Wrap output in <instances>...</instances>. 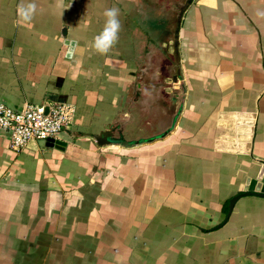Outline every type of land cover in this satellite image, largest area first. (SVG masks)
Here are the masks:
<instances>
[{
    "label": "crops",
    "instance_id": "1",
    "mask_svg": "<svg viewBox=\"0 0 264 264\" xmlns=\"http://www.w3.org/2000/svg\"><path fill=\"white\" fill-rule=\"evenodd\" d=\"M34 2L0 0V103L75 117L61 150L0 130V264H264V198L226 216L264 164V0Z\"/></svg>",
    "mask_w": 264,
    "mask_h": 264
},
{
    "label": "built area",
    "instance_id": "2",
    "mask_svg": "<svg viewBox=\"0 0 264 264\" xmlns=\"http://www.w3.org/2000/svg\"><path fill=\"white\" fill-rule=\"evenodd\" d=\"M74 117L75 107L63 102L25 103L20 110L0 103V130L9 133V150L13 153L27 149L33 142L58 139V135L73 124Z\"/></svg>",
    "mask_w": 264,
    "mask_h": 264
},
{
    "label": "clouds",
    "instance_id": "3",
    "mask_svg": "<svg viewBox=\"0 0 264 264\" xmlns=\"http://www.w3.org/2000/svg\"><path fill=\"white\" fill-rule=\"evenodd\" d=\"M37 11V5L34 2L21 3L17 6L18 22L28 23L31 22ZM264 16V12L257 13ZM105 23L102 31L93 38L92 47L100 53H107L118 41L119 33L121 30V22L119 20L120 11L116 7L108 8L103 13ZM67 49L66 55L72 57L75 54V42H68L65 44Z\"/></svg>",
    "mask_w": 264,
    "mask_h": 264
},
{
    "label": "water",
    "instance_id": "4",
    "mask_svg": "<svg viewBox=\"0 0 264 264\" xmlns=\"http://www.w3.org/2000/svg\"><path fill=\"white\" fill-rule=\"evenodd\" d=\"M64 30L65 29H63V31ZM45 109H46L45 114H47L49 110L47 103L45 104ZM111 137H112V130L110 128H106L105 131L95 136L94 138L98 145L104 146V145H108L110 142H116L112 140ZM45 146L49 148H56L61 150L64 147H66V143L57 139L50 138L46 140ZM250 195L264 198V164L261 165L257 175L253 179H248L246 181L242 189V192L235 195L229 200L228 211L226 216L230 215L232 208L238 199Z\"/></svg>",
    "mask_w": 264,
    "mask_h": 264
},
{
    "label": "rangeland",
    "instance_id": "5",
    "mask_svg": "<svg viewBox=\"0 0 264 264\" xmlns=\"http://www.w3.org/2000/svg\"><path fill=\"white\" fill-rule=\"evenodd\" d=\"M51 102H54V101H51ZM118 125L116 124V125H114V128H116ZM117 129V128H116ZM116 129H114V131L116 130ZM142 134H144L143 136H145V133H142Z\"/></svg>",
    "mask_w": 264,
    "mask_h": 264
}]
</instances>
